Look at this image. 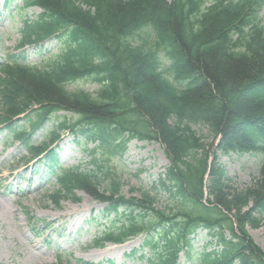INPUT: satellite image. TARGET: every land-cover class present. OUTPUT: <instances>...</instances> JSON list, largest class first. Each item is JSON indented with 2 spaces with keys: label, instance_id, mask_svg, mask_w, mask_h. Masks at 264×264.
<instances>
[{
  "label": "trees",
  "instance_id": "16d2710c",
  "mask_svg": "<svg viewBox=\"0 0 264 264\" xmlns=\"http://www.w3.org/2000/svg\"><path fill=\"white\" fill-rule=\"evenodd\" d=\"M14 1L40 10L21 20L16 49L47 40L59 48L40 64L22 53L0 61V127L29 156L44 154L56 179L52 202L78 203L80 191L104 204L108 219L93 247L143 236L146 264H177L181 254L186 264H264L246 232L257 223L252 214H264V0H5V7ZM81 79L96 90H68ZM47 123L46 142H30ZM195 124L214 144H203ZM61 133L93 144L89 170L58 168L51 147ZM131 140L158 143L168 167L127 196L103 155H121ZM229 154L260 156L256 185L229 186L216 157ZM198 229L212 241L196 252Z\"/></svg>",
  "mask_w": 264,
  "mask_h": 264
},
{
  "label": "rangeland",
  "instance_id": "374dc122",
  "mask_svg": "<svg viewBox=\"0 0 264 264\" xmlns=\"http://www.w3.org/2000/svg\"><path fill=\"white\" fill-rule=\"evenodd\" d=\"M2 2L0 0V58L14 51L21 20L25 17L34 19L39 14L37 8L19 9L20 1L12 3L9 8L2 7ZM260 18L264 23V7ZM57 48V42H47L40 53L37 49L29 48L25 49V53L31 62L40 64L46 54H52ZM96 88L92 80L81 79L70 85L68 90L93 92ZM60 115L74 118L69 114ZM44 129L50 130L46 125ZM190 129L206 147L214 144L215 139L202 124L190 125ZM45 135V132L38 131L32 142H43ZM62 140L57 151L59 167L81 166L87 169L85 153L92 145H84L82 139L75 140L70 136ZM103 157L104 168L116 172L122 192L127 196L132 191L137 195L139 190L148 189L168 166L162 148L156 142L132 140L127 143L121 156L105 154ZM216 157L226 178L231 181L229 186L232 188L241 191L258 183L260 156L229 154ZM36 162H28L24 149L0 134V264H57L58 256L64 264H79V261L93 264H144L138 258L140 252L136 253L138 256H126L140 246L142 238L123 245L91 248V240L105 217H102V222L93 218L100 216L103 206L81 192H77L79 203L63 201L55 204L47 197L54 188V178L46 173L42 177L46 167L40 166L37 170V167L32 166ZM239 196L244 197V194ZM159 197L161 199L157 205L163 209L168 201L161 195ZM248 204L241 212L248 211L251 205ZM252 216H255L257 223L254 226L247 225L246 232L253 244L264 253V214L255 213ZM207 241L205 231H198L193 240L195 251H200ZM180 263L184 264L183 258Z\"/></svg>",
  "mask_w": 264,
  "mask_h": 264
}]
</instances>
